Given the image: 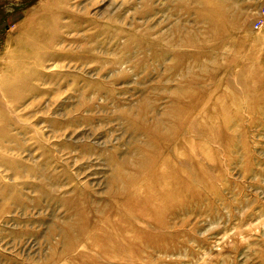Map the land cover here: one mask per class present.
<instances>
[{"label": "rangeland", "instance_id": "obj_1", "mask_svg": "<svg viewBox=\"0 0 264 264\" xmlns=\"http://www.w3.org/2000/svg\"><path fill=\"white\" fill-rule=\"evenodd\" d=\"M0 264H264V0H0Z\"/></svg>", "mask_w": 264, "mask_h": 264}, {"label": "built area", "instance_id": "obj_2", "mask_svg": "<svg viewBox=\"0 0 264 264\" xmlns=\"http://www.w3.org/2000/svg\"><path fill=\"white\" fill-rule=\"evenodd\" d=\"M261 24H262L261 21L256 22L254 25V30H256V31L259 30L261 28Z\"/></svg>", "mask_w": 264, "mask_h": 264}]
</instances>
